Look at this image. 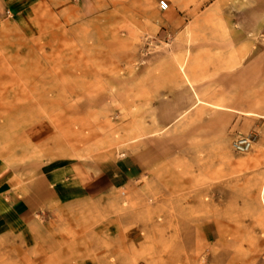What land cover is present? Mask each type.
Returning a JSON list of instances; mask_svg holds the SVG:
<instances>
[{"label":"rangeland","instance_id":"obj_1","mask_svg":"<svg viewBox=\"0 0 264 264\" xmlns=\"http://www.w3.org/2000/svg\"><path fill=\"white\" fill-rule=\"evenodd\" d=\"M160 1L0 0V264H264V0Z\"/></svg>","mask_w":264,"mask_h":264},{"label":"crops","instance_id":"obj_2","mask_svg":"<svg viewBox=\"0 0 264 264\" xmlns=\"http://www.w3.org/2000/svg\"><path fill=\"white\" fill-rule=\"evenodd\" d=\"M72 171V180H75V184L79 186L84 195H91L92 190L102 193L107 188L116 185L117 179L114 180L112 177L100 176V179H94L92 173L80 164L73 165ZM7 172L6 168L0 169V233L32 221L39 207L37 202L41 201V198H36L35 193H32L30 198L35 200H27L28 202L13 195L14 191L9 185L8 179H4Z\"/></svg>","mask_w":264,"mask_h":264},{"label":"built area","instance_id":"obj_3","mask_svg":"<svg viewBox=\"0 0 264 264\" xmlns=\"http://www.w3.org/2000/svg\"><path fill=\"white\" fill-rule=\"evenodd\" d=\"M159 7L162 10H165L168 7V3L165 0H161L159 2ZM250 140L246 137H240L237 140L234 141V148L236 151L243 152L247 151L250 148Z\"/></svg>","mask_w":264,"mask_h":264}]
</instances>
